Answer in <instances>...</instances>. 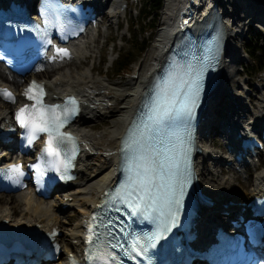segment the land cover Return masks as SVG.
Masks as SVG:
<instances>
[{
    "label": "bare ground",
    "instance_id": "bare-ground-1",
    "mask_svg": "<svg viewBox=\"0 0 264 264\" xmlns=\"http://www.w3.org/2000/svg\"><path fill=\"white\" fill-rule=\"evenodd\" d=\"M89 1L97 6L100 15L106 17L107 24L110 22L116 27L120 26L121 18L126 14L128 7L123 0ZM163 6L165 15L153 42L155 55L153 62L150 63L151 68L144 73L142 72L143 66L144 70L146 66L144 61L137 63L135 76L125 86L112 87L107 82L108 75L101 78L94 74L96 68L93 65L84 66L79 71L69 66L75 63L77 65L79 63L80 66L82 60L87 57L94 59L97 56L100 50L96 41L103 35L100 29L90 30L83 39L69 46L74 58L64 66L37 70L22 78L14 74L8 76L7 71L0 64V90L11 91L17 100L14 106L0 100V126L11 122L14 110L27 102L23 95L25 87L30 78L37 79V75L40 77L39 81H43L48 90L49 100L61 101L64 96L73 94L81 102V112L70 126V130L76 134L81 144L76 166L77 178L60 185L59 193H56L53 199L46 200L35 196L30 189L16 194H5L13 195L11 197L4 196V193L0 194V224L11 227L37 226L45 231L56 229L61 232L58 239L63 247V255L56 264H61L70 253L77 255L78 248L82 244L86 219L100 202L103 191L113 185L118 175V149L121 137L174 40L186 28L193 30L201 28L214 13H220L223 17L226 41L218 81L210 92L207 106L203 110L202 116L206 117V122L202 130L210 133L205 138L200 133L202 131L199 132V149L194 162L197 181L216 207L233 204L234 207L228 206L227 210H240L239 202H248L256 196L264 195V171L255 173L252 176L251 188H245L239 179L245 182L250 177L243 172H236L235 165H228L232 161L231 155L226 153L220 157L212 147L218 144L214 135L222 127L223 118L231 122L234 128L238 127L242 134L261 133V129L264 128V119L258 121L249 118L250 114L264 115V105L261 104L256 105L252 112L254 107L252 90L250 92L249 88H245L243 94L230 95L225 102L222 100L223 92L226 93V87L234 77L233 66L244 59L240 55L244 47L241 40L244 39L245 32L253 25L257 28H260L258 24L264 26V0H166ZM51 72H53L52 76H50ZM101 116L109 117L113 126L110 132L115 137V146L114 151L108 152L109 155L104 154L93 133L85 128L90 123H96ZM232 138L233 136L230 135V139ZM237 148L238 146L234 144V149ZM8 156L7 152L0 155V161L8 162ZM244 166L247 167L246 164ZM248 166L256 167L255 164ZM11 200L13 205L9 203ZM65 205L68 206L67 210H63ZM75 207L79 209V222L71 224L72 214L69 222L61 219L66 211ZM202 208L205 215L211 211V207ZM248 215L249 213L246 212L245 216ZM260 264H264L263 256L260 258Z\"/></svg>",
    "mask_w": 264,
    "mask_h": 264
},
{
    "label": "snow or ice",
    "instance_id": "snow-or-ice-1",
    "mask_svg": "<svg viewBox=\"0 0 264 264\" xmlns=\"http://www.w3.org/2000/svg\"><path fill=\"white\" fill-rule=\"evenodd\" d=\"M48 43L51 44V41ZM56 55L67 58L69 53L67 49L58 48ZM205 70V67L189 64L170 74L161 88L160 96L149 118L150 123L145 125V131L134 141L135 147L129 145L126 149V152L131 153L130 158L125 161L130 175L124 189L117 193V197L133 216L149 218L156 225V231L152 235L142 238L131 237L126 251L136 256L154 247L163 234L177 223L188 181L185 161L189 149L186 144L181 142L178 146L169 148L161 140L160 147H156L149 142L148 133L154 126H159L165 121L178 118L190 120L203 90ZM0 95L12 103L16 102L10 91L4 90ZM23 95L31 103L21 107L15 113V119L19 127L25 130L26 146L32 147L35 141L46 136L36 163L27 167L35 175L38 185L49 171H55L63 179L65 178L63 174L74 167L73 161L78 154L74 138L64 132L78 112L76 100L70 97L63 106L46 104L45 88L36 81L29 85ZM0 175L20 185L26 173L23 164L15 163L9 165L6 172L0 170ZM96 228H99V225H96ZM88 232L87 243L96 249L95 255L91 249L89 250L90 264H112L116 256L106 249H123L124 244H113L110 240L105 244L101 239L102 234L94 231L91 224ZM128 239L129 237H125L126 241ZM71 264H75V261L73 260Z\"/></svg>",
    "mask_w": 264,
    "mask_h": 264
},
{
    "label": "rangeland",
    "instance_id": "rangeland-1",
    "mask_svg": "<svg viewBox=\"0 0 264 264\" xmlns=\"http://www.w3.org/2000/svg\"><path fill=\"white\" fill-rule=\"evenodd\" d=\"M166 0L163 1V4ZM125 4L128 5L126 14L121 18V24L119 27H116L114 24H111L110 22L107 24V19L104 16L103 23L101 26V33L102 36L98 37V41H96V45L98 46V50L100 52H97V56L94 59H91L90 57H87L86 59L82 60V62L77 65L71 64L69 65L71 68H74L76 71H79L83 69L84 66H95L94 74L97 77H105L108 75L107 82L112 85V87H116L115 85H123L125 86L134 76H135V66L137 63H141L144 61L145 63V70L144 66L142 69V72L148 71L151 66L150 63L153 62V56L155 55V51L153 49V42L155 40L156 34L159 30V26H161V22L163 20L164 14V6L162 5L161 12L157 21V28L152 34H142L140 37V40H143L146 42L145 52L142 54H139L137 51L134 50V58L131 63V69L130 74L127 75V77L118 78L115 77L112 73V63L115 61L118 53L124 54L125 52L132 50L133 45L136 46V44L133 42V35L140 33V30H135L133 28L129 29L128 25L129 23H132L133 21L141 22L139 19V10L142 8L144 0H123ZM238 10V9H236ZM239 11V10H238ZM260 28H257L255 25L252 26V28L245 33L244 39L241 40V44L244 45L241 53V58H244L243 61L237 62L232 70L234 72L233 80L228 83V87H226V93L223 92L224 97L222 98L223 102H225L226 98L230 95H240L243 94L245 91L244 89H250L251 95H254V107L252 112L255 110L256 105H264V68L258 72L253 71L252 67L255 63V60L250 59L246 54L247 46L246 44L250 42H256L257 40L260 41L262 46L264 47V26H261L258 24ZM146 27V26H145ZM107 38H110L106 44L105 40ZM113 60V61H112ZM52 76L53 72L50 73ZM37 75V74H36ZM37 79H39V75L36 76ZM247 84V85H246ZM255 86V87H254ZM114 93V91H113ZM111 97V96H110ZM109 97V98H110ZM105 111H108V109H105ZM253 115V114H252ZM250 114L249 118L252 120H263L264 115L261 114H255L252 116ZM109 117H102L96 122V123H90L85 128L90 130L93 135L95 136L96 140L98 141V146L104 150V154L109 155L108 152L114 151L115 146V137L110 132V129L113 128L112 124L110 123ZM112 126V127H111ZM109 127V128H108ZM217 137V136H216ZM218 140V144L213 149L219 153V156L221 157L224 155V148L222 145V142ZM209 144V142H208ZM260 165L257 167H248L247 172L248 176L250 177L249 180L243 181V179H239L242 183L243 187H247L248 189L251 188V180L252 176L260 171H264V153L261 156L260 159ZM225 175V174H224ZM248 177V178H249ZM2 194V193H0ZM3 195V194H2ZM7 197H11L13 195H5ZM54 196H52L53 199ZM13 205L12 200L9 202ZM5 204V203H3ZM70 214H72L73 222L71 224H74L76 222L80 221V215H79V209L77 207L73 208L70 211H66L65 214L62 216V220L69 222Z\"/></svg>",
    "mask_w": 264,
    "mask_h": 264
},
{
    "label": "trees",
    "instance_id": "trees-1",
    "mask_svg": "<svg viewBox=\"0 0 264 264\" xmlns=\"http://www.w3.org/2000/svg\"><path fill=\"white\" fill-rule=\"evenodd\" d=\"M164 0H144L142 8L139 10L141 22L133 21L126 25L129 29L140 30L141 32L133 35V42L136 46L124 54L118 53L116 61L112 65V73L115 77L123 78L130 74L131 63L134 58V50L139 54L145 52L146 42L140 40L142 34H152L157 28V21L161 12ZM146 26V27H145ZM246 53L250 59L255 60L253 71L258 72L264 68V47L260 41L250 42L247 45Z\"/></svg>",
    "mask_w": 264,
    "mask_h": 264
},
{
    "label": "water",
    "instance_id": "water-1",
    "mask_svg": "<svg viewBox=\"0 0 264 264\" xmlns=\"http://www.w3.org/2000/svg\"><path fill=\"white\" fill-rule=\"evenodd\" d=\"M215 17V16H214Z\"/></svg>",
    "mask_w": 264,
    "mask_h": 264
}]
</instances>
